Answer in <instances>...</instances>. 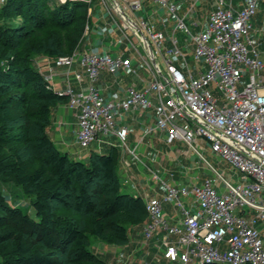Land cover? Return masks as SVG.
<instances>
[{
  "label": "built area",
  "instance_id": "2783aa9c",
  "mask_svg": "<svg viewBox=\"0 0 264 264\" xmlns=\"http://www.w3.org/2000/svg\"><path fill=\"white\" fill-rule=\"evenodd\" d=\"M109 1L114 13L134 29L146 51L143 67L153 78L143 89L130 87L123 98L106 99L97 85L101 71H132V62L123 53L113 56L85 50L54 58L57 67L70 68L77 59L86 70V90L57 91L68 97L71 109L79 111V145L87 149L100 136L112 133L125 145L128 126L118 127V110L154 107V129L165 133L168 142H183L201 157L199 143L209 144L215 156L241 173L245 182L234 184L219 175L226 189L223 192L211 181L191 188L167 185L164 200L181 207L184 221L181 226L171 224L162 200L150 198L145 201L149 218L144 227L146 240L161 231L176 236V243L163 242V256L171 263L264 264V239L258 228V221L264 220V59L250 38L252 17L263 0H246L239 11L220 6L211 12L206 29L192 37L193 60L206 66L205 70L198 68L196 76L174 64L181 55L177 39L173 37V47L166 50L164 35L153 24L136 22L128 15L131 8L141 9L140 0ZM154 1L174 11L171 0ZM177 28L186 30L181 20ZM158 57L164 58V67ZM247 72L249 82L239 90ZM75 77L82 81L81 74ZM44 79L53 86V73ZM190 197L198 206L195 212L184 206Z\"/></svg>",
  "mask_w": 264,
  "mask_h": 264
},
{
  "label": "trees",
  "instance_id": "16d2710c",
  "mask_svg": "<svg viewBox=\"0 0 264 264\" xmlns=\"http://www.w3.org/2000/svg\"><path fill=\"white\" fill-rule=\"evenodd\" d=\"M88 7L70 0L0 7V184L19 187L35 211L0 192V264H103L92 242L125 245L128 228L148 218L145 201L122 192L114 153L75 160L48 134L53 110L68 97L35 61L82 45Z\"/></svg>",
  "mask_w": 264,
  "mask_h": 264
},
{
  "label": "crops",
  "instance_id": "0c3cea01",
  "mask_svg": "<svg viewBox=\"0 0 264 264\" xmlns=\"http://www.w3.org/2000/svg\"><path fill=\"white\" fill-rule=\"evenodd\" d=\"M140 1L142 5L141 9L136 10L131 8L127 12L128 15L136 22L145 21L153 24L156 31L164 35V47L167 50L173 47L172 38L175 37L174 34L181 30L177 28L179 20L183 21L186 27V30L181 31L189 33L190 28L187 25V21H189L193 27L202 32L206 29L210 14L215 9L223 6L231 7L234 11H239L245 5L246 0H171V4L174 6L173 12H170L166 7L152 0L154 4L161 5L166 14L174 19V23H171V27L174 26L172 35L167 34L171 27L164 20V15L161 12L150 13L147 15V19L139 17L143 12L144 4L148 0ZM89 2V5L92 6L91 25L89 27L91 29L97 28L104 32L102 33L103 35L101 34L102 36L98 34L100 38L95 36L94 32H91L76 51L89 50L98 53H109L113 56L123 53L125 58H129L132 62V71L129 72L123 70L115 72L102 70L100 79L97 82L101 93L106 99H113L123 98L130 87L143 89L146 82L153 78V74L143 67L145 55H142L140 52L138 44H135L133 40L131 41L123 32L122 27L118 24V20L102 0H91ZM261 3H264V0ZM180 11L182 12L181 16L179 15ZM256 15L257 11L252 17L250 31L253 32L250 34V37L252 46L259 51L257 47L261 44V41H257V39L261 31L264 30V15L262 19L256 18ZM95 16L99 17L95 18ZM154 17H157L156 20L153 19ZM94 18L95 22L93 21ZM192 37L191 35L190 38L193 43L191 55L193 58L195 43ZM97 39L106 40H98L101 42V45L98 46L95 45ZM125 40H128L129 44H124ZM176 47L181 52V55L173 61L180 70L184 72L190 71L196 76L198 68L206 69L203 62H194L195 72H193L186 59V55L183 53V49L180 47L178 39ZM259 54L264 59L260 51ZM181 57L184 58L185 63L187 62L188 65L183 66L181 64ZM53 60V57L40 55L37 56L35 65L43 75L53 73L55 80L52 87L55 91H65L69 88L74 92L86 90L88 85L87 74L85 68L80 65L79 60L76 59L70 68L65 66L57 67L53 64ZM157 61L161 67H163V62L165 64L163 57H158ZM76 73L82 75V81L76 79ZM118 114V127L124 124L128 126V136L125 145L121 143L115 133H112L107 136H100L87 149L76 150V147L80 148L77 141L79 111L71 109L68 101L59 104L53 110L48 134L62 152L67 153L70 158L75 160L86 162L92 153H114L117 159L122 192L134 197H140L144 201L150 198H159L162 200L165 215L173 225L181 226L184 221V215L181 207L164 200L167 185L191 188L195 184L202 185L206 181H211L217 190L223 192L226 189L219 175L234 184L245 182L243 177L239 181H236L234 175L226 178L227 174L221 173L209 162L207 163L209 166H206L200 173L192 172V169L187 166L185 159L189 150L187 152L180 151L181 146H186V144L180 141L170 143L165 133L154 129L156 123V110L154 107L148 109L132 108L128 112L118 110ZM147 129H149V132L146 131ZM203 144L206 145V143ZM190 152L193 151L190 149ZM194 154L196 153L193 152ZM201 154L202 157L198 154L196 155L203 158V153L201 152ZM231 169L237 172L232 167ZM154 176L157 179H154ZM14 204L18 206L19 202L14 201ZM184 206L186 209L192 210V212H195L198 207L193 197L185 200ZM148 221L149 218L143 224L128 228V242L125 245H108L112 251L106 252L103 251L105 243L94 240L91 248L92 252L101 259L103 264H162L164 261L171 263L163 256V251L165 250L163 242L167 240L170 243H176L177 237L161 231L150 240H146L144 227ZM258 228L264 239V220L260 219L258 221Z\"/></svg>",
  "mask_w": 264,
  "mask_h": 264
},
{
  "label": "rangeland",
  "instance_id": "374dc122",
  "mask_svg": "<svg viewBox=\"0 0 264 264\" xmlns=\"http://www.w3.org/2000/svg\"><path fill=\"white\" fill-rule=\"evenodd\" d=\"M59 2L65 3L68 0H58ZM72 2H78L77 0H70ZM6 2V0H4V3ZM4 3H0V7L2 5H4ZM85 3V2H84ZM87 4H89L90 2H86ZM104 4H106V6L108 7L109 11H111L113 13V15L116 17V19L118 20V24L123 27V32L129 37V39L135 43V44H139L140 46V52L142 53V55H146V51L141 47V43L139 38L135 35V31L133 28H130L126 22L124 20H122L117 14L114 13L113 8L110 4L109 0H106L104 2ZM260 6H258L257 9V15L255 16L256 18L262 19L263 18V11H264V3H260ZM91 8L92 6L89 5L88 10H87V18H86V26L84 28V34H83V40L86 39V37L91 33L94 32L93 34L97 37L98 34L101 35L104 31H101L97 28H93L91 29V27L88 29L87 26L91 25V17H92V13H91ZM153 12L155 13H162V15H164V20L166 22H168L169 26L171 27V23H174V19L170 18L166 12L164 11L163 7L161 5L158 4H154L152 2V0H148L144 6H143V12L141 14V16H139L140 18L143 19H147V15H149L150 13L152 14ZM98 15V14H97ZM179 15H182V12H179ZM99 16H95V18H97ZM95 18L93 19V21L95 22ZM157 17H154L153 19L156 20ZM163 19V18H162ZM173 19V20H172ZM17 22L19 20H16ZM15 21V22H16ZM161 21V20H160ZM187 25L190 28L189 33L187 32H183L181 30L177 31L174 34V38L178 39V41L180 42V47L183 49V53L186 55V59L188 60L189 65L191 66V68L193 69L192 71L195 72V63L194 60L192 58L191 53L193 52V43L191 42V35L195 36L198 33H200L199 29H196L195 27H193L189 21H187ZM125 27V29H124ZM173 29L174 26H172L167 34L168 35H172L173 33ZM109 32V31H108ZM253 31H250V34H252ZM121 34V33H120ZM103 35V34H102ZM101 35V36H102ZM100 38V37H99ZM251 38V37H250ZM104 41L106 39H97V42L95 45H101V42L98 41ZM257 41H261V44L257 47L260 51V53L263 55L264 57V30L261 31V34L258 35V39ZM258 43V42H256ZM124 44H129L128 40H125ZM181 64L183 66H186V63L184 61V58L181 57L180 60ZM162 66L164 67L165 64L164 62L162 63ZM249 73H245L244 78L242 79L241 83H239L238 88L239 90H242L246 84L249 82ZM199 147L201 149V152L203 153V158L199 157L198 155L194 154L193 152H190V148L186 145L181 146L180 151L181 152H187L188 150V155L185 156L186 159V164L189 168L192 169V172H201L202 170L205 169L206 166H209L207 163L209 162L210 164H212L215 168H217L221 173L223 174H227L226 178L230 177L231 175H234V178L236 181H239V179H242L243 176H241L242 174L237 172L232 171L231 166L228 163H225L223 161H220V159H218L215 154L212 152L211 147L209 144H203V142L199 143ZM76 150L80 151L82 150L81 146L76 147ZM206 159V160H205ZM207 161V162H206ZM243 181V180H242ZM3 191L6 196L8 197V200L10 201L11 205L15 206L14 201L19 202L18 207H20L22 210H24L25 212L29 213L31 216L35 215V211L33 209V207H31V203L29 198H27L23 192L21 191V189L17 186H12V185H5V184H0V192ZM22 200V201H21ZM93 245V242H92ZM103 251H112V249H110L108 247L107 244H105V249H103ZM108 260V259H107ZM162 264H177V263H167L166 261L162 262Z\"/></svg>",
  "mask_w": 264,
  "mask_h": 264
},
{
  "label": "water",
  "instance_id": "95a60500",
  "mask_svg": "<svg viewBox=\"0 0 264 264\" xmlns=\"http://www.w3.org/2000/svg\"><path fill=\"white\" fill-rule=\"evenodd\" d=\"M149 51L152 53V48L151 47H150V50ZM152 61L155 62L154 58H152Z\"/></svg>",
  "mask_w": 264,
  "mask_h": 264
},
{
  "label": "bare ground",
  "instance_id": "6f19581e",
  "mask_svg": "<svg viewBox=\"0 0 264 264\" xmlns=\"http://www.w3.org/2000/svg\"><path fill=\"white\" fill-rule=\"evenodd\" d=\"M144 239V238H143Z\"/></svg>",
  "mask_w": 264,
  "mask_h": 264
}]
</instances>
